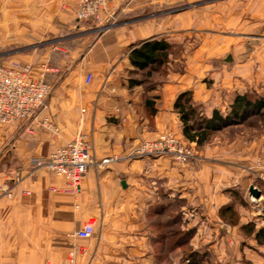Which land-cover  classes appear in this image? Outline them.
I'll return each mask as SVG.
<instances>
[{"label": "crops", "instance_id": "1", "mask_svg": "<svg viewBox=\"0 0 264 264\" xmlns=\"http://www.w3.org/2000/svg\"><path fill=\"white\" fill-rule=\"evenodd\" d=\"M196 1L211 0H109L108 16L115 24L97 31L77 60L73 56L81 49L66 47L71 66L61 75L68 63L60 56L50 67L45 79L52 91L45 106L32 119L0 126V264H65L74 242L80 247L77 264H157L168 247L164 242L179 234L183 216L196 243L217 249L224 241L231 227L218 216L220 189L223 182L240 181L236 170L204 161L180 165L168 155L127 158L144 140L182 133L174 107L187 91L181 76L174 71L166 78L150 76L161 83L145 85L124 67L140 69L132 58L143 44L163 38L174 48L181 32L197 25V10L189 4ZM182 2L188 3L183 10ZM76 9L77 0H0V47L34 46L65 29L84 28L80 35L89 38L92 30L77 20ZM203 16L209 22L202 25H211L212 11ZM78 32H67L61 42L74 43ZM32 54L25 61L37 73L48 56ZM45 118L59 134L42 123ZM77 137L91 141L98 161L113 154L122 158L107 168L91 166L74 196L65 191L63 177L33 160ZM88 220H95L92 237L74 238ZM213 240L221 243L212 245ZM169 253L178 257L180 249Z\"/></svg>", "mask_w": 264, "mask_h": 264}, {"label": "rangeland", "instance_id": "2", "mask_svg": "<svg viewBox=\"0 0 264 264\" xmlns=\"http://www.w3.org/2000/svg\"><path fill=\"white\" fill-rule=\"evenodd\" d=\"M200 2L189 3L194 4L191 8L197 10V25L193 29L191 27L192 30L181 32L174 48L163 38L141 46L145 50L166 49L169 54L166 63L157 68H140L135 72H126L124 67V72L128 76H139L145 85H155L161 81L149 79L150 76L166 78L174 71L175 76H181L182 88L187 87L186 90L193 93V103L199 114L210 118L215 109L223 115L230 112L231 102L237 94L264 96V0ZM186 5L187 2H182L178 8L183 10ZM210 10L213 14L210 18L211 25L203 26L205 19L209 22V17L204 18L203 13ZM161 18L162 16L159 19ZM79 22L91 28L92 34L89 38L80 35L84 28L81 31L65 29L54 32L46 41L34 46L12 44L0 47V66L27 64L29 61H25V57L38 53L42 57L45 54L48 56V63L42 64V68L47 66L50 69L58 64L60 56L65 59L70 57L66 48L70 44H76L81 49L73 56L77 60L97 31H101L98 29L100 25L115 24L110 16L98 24V27L91 20ZM73 31H79L76 39H71L74 43L61 42L62 35ZM59 48L67 53H62ZM228 56H232L231 61L226 60ZM67 63L61 73L70 68L68 59ZM50 72L49 70L46 74ZM173 133L193 150L194 158L190 163L198 164L204 161L212 164L214 168L236 170L241 175L239 182H223L220 189L223 204L218 216L231 227L222 243L221 240H213L212 245L218 241L221 245L218 244L217 249H210L211 244L203 246L200 242L196 243L193 235L189 240L191 249L205 254V260L200 264H264V234L257 237V231L264 228V115L252 116L247 121L215 131L202 145L188 141L183 133ZM251 185L261 191L259 198L250 193ZM227 206H231L232 210L223 218L220 211ZM183 217L182 230L185 231L189 229L185 226L188 217ZM178 257L175 255V262Z\"/></svg>", "mask_w": 264, "mask_h": 264}, {"label": "built area", "instance_id": "3", "mask_svg": "<svg viewBox=\"0 0 264 264\" xmlns=\"http://www.w3.org/2000/svg\"><path fill=\"white\" fill-rule=\"evenodd\" d=\"M108 7L109 0H77L76 18L78 21L91 20L95 24H101L109 17ZM110 25V23H105L98 29L105 30ZM44 67L46 68H41L36 73L34 66L29 63L0 66V126L17 120L32 119L45 106L46 98L52 91V84L45 79L46 72L50 69L47 66ZM91 79L92 75L87 74V82ZM42 123L50 126L56 134H59V129L48 118H45ZM165 155L171 156L180 165H186L194 158L193 150L173 132H165L157 139L141 142L128 154L127 158ZM121 158L120 155L113 154L98 161L91 141L77 137L49 156L35 158L33 165L45 166L63 177L69 185L65 191L77 196L91 166L94 165L98 169L107 168ZM8 194L11 195L10 190ZM94 231L95 220H88L72 236L77 239H88L92 237ZM79 248L75 242L70 245L65 264H77Z\"/></svg>", "mask_w": 264, "mask_h": 264}, {"label": "trees", "instance_id": "4", "mask_svg": "<svg viewBox=\"0 0 264 264\" xmlns=\"http://www.w3.org/2000/svg\"><path fill=\"white\" fill-rule=\"evenodd\" d=\"M135 56L132 58V62L138 65L141 69L147 67H159L167 62L168 51L166 49H154L145 50L142 47L137 48ZM137 57V58H136ZM62 75L63 73L60 72ZM150 104L149 102L147 103ZM175 109L180 114L182 122V133L184 137L190 141L195 142L197 145H202L208 139L213 132L219 131L226 126L239 124L247 121L252 116L264 115V96L252 97L249 93L237 94L231 102V110L226 115L215 109L210 118H206L199 114L196 105L193 103V93L191 91L181 92L175 101ZM232 207L227 206L223 208L221 216L225 218L228 211H231ZM254 226L252 225V230ZM264 234V228L257 231V237L260 234ZM193 232L191 229L185 231L182 228L179 231H175L174 240L164 242L168 247L159 254L156 258L157 264H200L205 260V254L191 249L189 246V240L191 239ZM180 249V256L175 262V259L169 254L172 249Z\"/></svg>", "mask_w": 264, "mask_h": 264}, {"label": "water", "instance_id": "5", "mask_svg": "<svg viewBox=\"0 0 264 264\" xmlns=\"http://www.w3.org/2000/svg\"><path fill=\"white\" fill-rule=\"evenodd\" d=\"M227 60H232V56H229ZM249 191L256 198H259L261 196V191L254 185L250 186Z\"/></svg>", "mask_w": 264, "mask_h": 264}]
</instances>
